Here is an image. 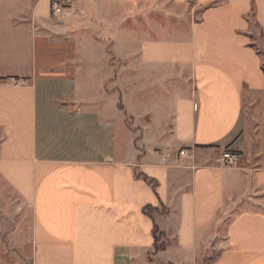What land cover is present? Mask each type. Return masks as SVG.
<instances>
[{"label":"crops","instance_id":"0c3cea01","mask_svg":"<svg viewBox=\"0 0 264 264\" xmlns=\"http://www.w3.org/2000/svg\"><path fill=\"white\" fill-rule=\"evenodd\" d=\"M51 2L0 0V177L31 209L32 264H264V0H161L180 9L166 22L142 7L139 64L179 79L170 145L143 153L120 150L102 96L69 116L39 98Z\"/></svg>","mask_w":264,"mask_h":264},{"label":"rangeland","instance_id":"374dc122","mask_svg":"<svg viewBox=\"0 0 264 264\" xmlns=\"http://www.w3.org/2000/svg\"><path fill=\"white\" fill-rule=\"evenodd\" d=\"M58 1L62 13L52 16L55 26L46 29V46L40 44V67L47 69L38 76L39 98L69 116L80 112L78 98L102 96L104 110L118 108L117 119L111 121L118 126L120 150L126 145L142 153L166 149L172 140V98L179 79L168 73L159 80L156 72L139 64L137 35L143 6L156 22L172 21L179 7H160L161 0ZM253 32L252 41L264 58V39L258 29ZM100 78L106 85L99 89L95 80ZM31 218V209L0 177V264H32Z\"/></svg>","mask_w":264,"mask_h":264},{"label":"built area","instance_id":"2783aa9c","mask_svg":"<svg viewBox=\"0 0 264 264\" xmlns=\"http://www.w3.org/2000/svg\"><path fill=\"white\" fill-rule=\"evenodd\" d=\"M62 13V6L58 0H52L51 2V14L52 16H59ZM224 160L228 166H237L242 160V155L230 149H226L222 153Z\"/></svg>","mask_w":264,"mask_h":264},{"label":"trees","instance_id":"16d2710c","mask_svg":"<svg viewBox=\"0 0 264 264\" xmlns=\"http://www.w3.org/2000/svg\"><path fill=\"white\" fill-rule=\"evenodd\" d=\"M138 177L143 178L144 180L150 182V183H154L152 179H150L148 176H146L145 174H141L138 175ZM157 208H154L152 206H147L144 208V211L146 213H148L149 215H152L153 211L156 210ZM163 212H166L167 210L163 209ZM153 234L155 237V249L156 250H161L166 248V242L163 240V238L165 237V232L161 231L159 226L155 223L154 225V229H153Z\"/></svg>","mask_w":264,"mask_h":264}]
</instances>
